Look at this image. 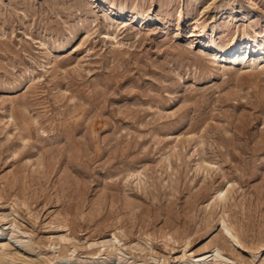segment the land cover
Wrapping results in <instances>:
<instances>
[{
  "label": "rangeland",
  "instance_id": "374dc122",
  "mask_svg": "<svg viewBox=\"0 0 264 264\" xmlns=\"http://www.w3.org/2000/svg\"><path fill=\"white\" fill-rule=\"evenodd\" d=\"M260 54L264 0H0V263L264 264Z\"/></svg>",
  "mask_w": 264,
  "mask_h": 264
},
{
  "label": "bare ground",
  "instance_id": "6f19581e",
  "mask_svg": "<svg viewBox=\"0 0 264 264\" xmlns=\"http://www.w3.org/2000/svg\"><path fill=\"white\" fill-rule=\"evenodd\" d=\"M236 44H233L231 46H226V47H222L221 51H232L231 48L233 46H235ZM262 47H257L256 48V52H261L262 51ZM263 54L258 55V59L259 61L261 60V58L263 57ZM217 58L219 59V56H217ZM223 190H220L218 192V195L216 196V199H219L221 197ZM222 227L224 228V230L228 231L227 226L224 224V222L222 221ZM6 235L10 236L12 238V243L8 242V241H3L1 240L2 237H6ZM228 235L230 236V238L233 239V237L228 233ZM115 234H113L111 236L110 239L108 240H102L100 242H96L94 244L98 245L97 247L99 248L98 250L100 251V248L105 246V244L115 240ZM6 240V239H5ZM226 240V239H225ZM20 239L14 234L13 231L9 230L8 228H0V259L1 258H9L12 262H16V261H26L27 260V253H25L23 251L24 247H27V244H21L20 247H18ZM61 241H63L64 243H70L73 244L75 246V248L77 247L75 243V241L66 238V237H62ZM18 243V244H17ZM113 244V243H112ZM112 250L116 249V246H114V244L112 245ZM22 247V248H21ZM129 247L135 251H137V249H139L138 247H136L135 245H129ZM215 251V250H214ZM64 252V251H63ZM194 255L193 259L189 262V264H225V262L221 259L220 255L218 254V250L216 249L215 254L213 255L212 258H204V257H200V255ZM200 257V258H199ZM29 258V257H28ZM34 260V259H33ZM70 260L68 259H63L61 260V264H70L69 262ZM91 261V260H90ZM89 261V262H90ZM95 262V261H94ZM96 264H111L113 262H115L116 264H136V261L133 262H129V259L126 258L125 256H121L120 254H115L113 252H107L106 255L104 257H102L100 260H96ZM28 263V262H26ZM0 264H4V263H0ZM28 264H33V261H31V263ZM114 264V263H113ZM170 264H181L180 262H176V263H170Z\"/></svg>",
  "mask_w": 264,
  "mask_h": 264
}]
</instances>
